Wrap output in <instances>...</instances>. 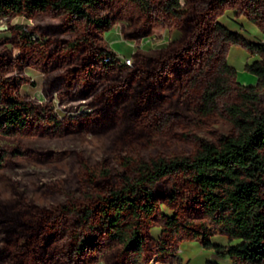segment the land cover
<instances>
[{
    "label": "rangeland",
    "instance_id": "1",
    "mask_svg": "<svg viewBox=\"0 0 264 264\" xmlns=\"http://www.w3.org/2000/svg\"><path fill=\"white\" fill-rule=\"evenodd\" d=\"M215 1L92 0L89 18L0 14V78L30 109L22 128L0 134V264H234L203 248L199 206L185 204L180 226L162 232L165 216L174 217V177L153 188L158 212L144 221L142 250L116 240L97 206L128 174L127 160L189 156L198 139L233 131L226 108L246 102L240 87L256 77L241 74L240 50L228 58L242 46L215 25L234 33L237 17L245 37L264 44V0ZM124 58L133 68L117 61ZM223 62L236 74L221 72ZM215 77L230 90L206 114L201 96Z\"/></svg>",
    "mask_w": 264,
    "mask_h": 264
},
{
    "label": "trees",
    "instance_id": "2",
    "mask_svg": "<svg viewBox=\"0 0 264 264\" xmlns=\"http://www.w3.org/2000/svg\"><path fill=\"white\" fill-rule=\"evenodd\" d=\"M90 2L92 0H0V14L15 12L31 17L37 12L55 9L89 18L87 5ZM179 4V0H172V6L179 7ZM215 28L233 44L252 54H264V44L245 41L219 24ZM220 71L236 74L226 62L222 63ZM245 71L255 75L258 82L255 86L240 87L249 91L244 95L245 103L226 108L232 118L230 134L216 141L198 139L194 153L189 156L123 163L128 174L118 187L100 196L97 202L98 214L116 240L128 247L144 248L145 239L141 234L144 221L150 222L158 212L153 188L163 179L174 177L178 188L167 204L174 217L165 216L164 234L174 225L175 228L180 226L178 218H182L185 204L196 205L207 215L197 235L202 237L205 250L214 251L217 258H228L234 264H264V109L258 105L260 92L264 91V60L247 63ZM225 81L215 77L206 85L201 96L203 113L216 109L217 99L230 90V85L225 87ZM5 88L0 78V134L12 135L17 128H22L30 109L25 101L16 100ZM6 155L0 154V169ZM217 236L226 237L229 244L215 243L213 239ZM164 240L161 238L158 244L162 245Z\"/></svg>",
    "mask_w": 264,
    "mask_h": 264
},
{
    "label": "crops",
    "instance_id": "3",
    "mask_svg": "<svg viewBox=\"0 0 264 264\" xmlns=\"http://www.w3.org/2000/svg\"><path fill=\"white\" fill-rule=\"evenodd\" d=\"M233 22H235L237 25L240 23V30H236L234 33L240 35V37L242 39H244L245 41H248V42H251L248 38L245 37L244 35V32L248 30V27L246 25V23L244 22H239V20L237 19V17H234V18H231ZM248 21V20H247ZM223 23V22H222ZM225 26V25H224ZM227 28V26H225ZM228 29V28H227ZM230 30V29H229ZM231 31V30H230ZM240 50V60H241V69H242V72L241 74L244 75V68H245V65L247 63H249V61L251 60L252 62L254 61H257V60H260L259 58H257L259 55L258 54H252L249 50H247L246 48H243V47H232L229 51V54H228V58L230 57V54L232 51L235 52ZM238 74V73H237ZM256 77V76H255ZM258 82V78L256 77V84ZM255 84V85H256ZM254 84L253 85H250V86H255Z\"/></svg>",
    "mask_w": 264,
    "mask_h": 264
},
{
    "label": "built area",
    "instance_id": "4",
    "mask_svg": "<svg viewBox=\"0 0 264 264\" xmlns=\"http://www.w3.org/2000/svg\"><path fill=\"white\" fill-rule=\"evenodd\" d=\"M33 38H35V36ZM104 61L106 63H112V62L114 63L115 59H113L111 56H108L107 58L104 59ZM117 61H119L121 66L126 70L131 69L134 66V63H133L132 59H130V58H124V59H121V61L119 59H117ZM177 259L181 260V257L178 256Z\"/></svg>",
    "mask_w": 264,
    "mask_h": 264
}]
</instances>
